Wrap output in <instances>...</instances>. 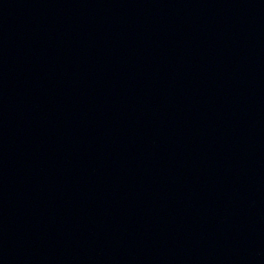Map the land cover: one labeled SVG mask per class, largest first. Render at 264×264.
<instances>
[{"label":"water","instance_id":"water-1","mask_svg":"<svg viewBox=\"0 0 264 264\" xmlns=\"http://www.w3.org/2000/svg\"><path fill=\"white\" fill-rule=\"evenodd\" d=\"M0 264H264V0H0Z\"/></svg>","mask_w":264,"mask_h":264}]
</instances>
